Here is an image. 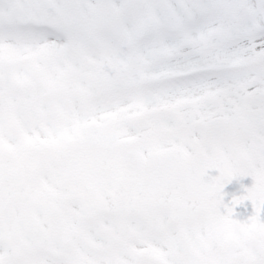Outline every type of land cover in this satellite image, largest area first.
Segmentation results:
<instances>
[{
  "label": "snow or ice",
  "instance_id": "obj_1",
  "mask_svg": "<svg viewBox=\"0 0 264 264\" xmlns=\"http://www.w3.org/2000/svg\"><path fill=\"white\" fill-rule=\"evenodd\" d=\"M0 264H264V0H0Z\"/></svg>",
  "mask_w": 264,
  "mask_h": 264
},
{
  "label": "rangeland",
  "instance_id": "obj_2",
  "mask_svg": "<svg viewBox=\"0 0 264 264\" xmlns=\"http://www.w3.org/2000/svg\"><path fill=\"white\" fill-rule=\"evenodd\" d=\"M212 174H217L215 170H212ZM252 183L251 177H242L240 179H234L231 183L227 184L225 186L224 191L228 193V195L225 197V202L230 201L232 194H240L243 192V188L241 185L250 186ZM252 212V205L251 201H245L241 205L236 206L235 210V218H241L244 215V218L246 216L250 215Z\"/></svg>",
  "mask_w": 264,
  "mask_h": 264
}]
</instances>
